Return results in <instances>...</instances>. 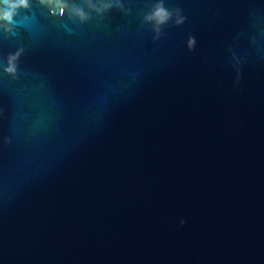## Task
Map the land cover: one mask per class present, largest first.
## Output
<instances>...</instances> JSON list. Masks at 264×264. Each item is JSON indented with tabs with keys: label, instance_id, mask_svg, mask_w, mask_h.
<instances>
[{
	"label": "water",
	"instance_id": "1",
	"mask_svg": "<svg viewBox=\"0 0 264 264\" xmlns=\"http://www.w3.org/2000/svg\"><path fill=\"white\" fill-rule=\"evenodd\" d=\"M91 2L0 30V264H264V0Z\"/></svg>",
	"mask_w": 264,
	"mask_h": 264
},
{
	"label": "clouds",
	"instance_id": "2",
	"mask_svg": "<svg viewBox=\"0 0 264 264\" xmlns=\"http://www.w3.org/2000/svg\"><path fill=\"white\" fill-rule=\"evenodd\" d=\"M39 5L47 7L50 14H57V9L59 10V15L63 16L66 12L69 14V18L75 17L80 21V23H85L90 19V12L85 11V6L97 14H102L113 7L111 2L101 3L100 6L92 4L91 0H84V6H78L75 4H68L64 0H38ZM116 7H122L117 0ZM32 5L30 0H0V30H3L5 34L13 31L14 25L16 23L15 17L19 15L21 11L27 13L30 11ZM181 10L179 8L175 9V24L177 26L184 23L185 17L180 15ZM172 12H169L163 6L162 0L156 3L152 10L145 15V22H151L153 24L154 31L158 34L161 32V26L167 24V22L172 19ZM158 38V36L156 37ZM189 49L191 50L195 44L194 37H189ZM23 49L17 50L13 54H9L7 57V66L4 68V72L12 76L13 78L17 74V62L21 56ZM180 225L185 224V220H180Z\"/></svg>",
	"mask_w": 264,
	"mask_h": 264
}]
</instances>
